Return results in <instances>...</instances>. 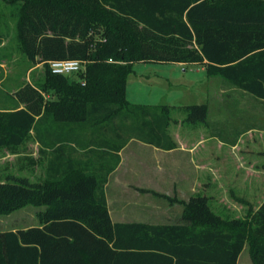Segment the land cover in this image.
Instances as JSON below:
<instances>
[{
  "label": "trees",
  "instance_id": "1",
  "mask_svg": "<svg viewBox=\"0 0 264 264\" xmlns=\"http://www.w3.org/2000/svg\"><path fill=\"white\" fill-rule=\"evenodd\" d=\"M18 34L28 58L47 65L46 84L0 90V100L25 104L0 105V150L35 130L41 151H52L51 176L0 180V214L44 207L39 225L0 232V264H238L247 244L254 264H264V202L228 219L200 194L180 201V223H114L105 192L131 139L177 147L169 105L127 98L136 63H199L264 99V0H23ZM57 59L86 69L70 80L51 71ZM187 108L188 121H208L207 104Z\"/></svg>",
  "mask_w": 264,
  "mask_h": 264
},
{
  "label": "crops",
  "instance_id": "2",
  "mask_svg": "<svg viewBox=\"0 0 264 264\" xmlns=\"http://www.w3.org/2000/svg\"><path fill=\"white\" fill-rule=\"evenodd\" d=\"M175 63H182L187 67L199 66L203 72L205 71V75L199 80L204 99L200 104L208 105V121L194 123L188 121L185 115L178 118L171 114V123L167 132L176 142V148H159L133 138L121 149L120 162L109 174L105 185L108 208L114 223H180L185 208L180 201H188L192 196L201 194L209 196L212 205L216 201L215 195L219 193L224 195L221 200L226 206L227 202L231 203L226 194L231 192L230 184H233L235 179H237L235 185L237 193L259 192V180L264 172L260 158L264 156V151L263 153L258 151V139L264 135V118L258 121L256 115L246 113L244 109L246 103L240 101L241 95L250 94L255 98L258 97L240 88H238L240 91L233 93L226 88H213L212 82L215 76L209 75L204 65ZM134 69L135 72L130 77L133 75L136 78L133 80L135 83L136 81L140 83L142 79L151 75L147 70L138 71L135 66ZM135 83L131 86L137 85ZM18 90L10 93H16ZM127 96L135 103L130 99L129 84H127ZM0 105L24 107L25 104L13 99L0 100ZM171 106L188 111L189 104ZM214 114H223V117L213 116ZM230 115H233L232 118L225 119V116ZM248 134L256 137L253 140L255 147L248 148L250 152H246L247 148H243L249 146L246 141ZM31 135L38 145L39 154L46 160L45 181H47L51 176L49 163L52 151L48 149L47 153H43L36 131L32 130ZM246 154L253 155L252 159L245 157ZM84 158L87 160L88 156ZM232 178L235 179L231 180ZM203 186L206 189L200 190ZM163 195L173 197L175 200L170 201ZM263 202L264 199L256 206L255 211ZM243 255L244 253H241L238 264H254L251 255L248 257Z\"/></svg>",
  "mask_w": 264,
  "mask_h": 264
},
{
  "label": "rangeland",
  "instance_id": "3",
  "mask_svg": "<svg viewBox=\"0 0 264 264\" xmlns=\"http://www.w3.org/2000/svg\"><path fill=\"white\" fill-rule=\"evenodd\" d=\"M22 4L23 0H0V90L8 93L22 88L27 83L39 88H43L46 84L47 65L44 62L36 63L31 61L19 39L18 21ZM102 29L103 27L96 26L92 30L91 35L95 39L101 38ZM135 67L138 71L144 69L151 74L149 77L142 79L140 83L133 81L136 80L133 75L130 77L128 83L129 94L130 99L135 103H167L173 108L171 113L173 117L180 118L185 115L188 118V111L180 110L178 107H172L171 105L186 103L191 106L200 104L204 100L202 97L203 92L201 91L202 84L199 80L205 75V71L203 72L199 66L187 67L182 63L138 62ZM69 78L70 80H77L79 79V74L72 73ZM133 83L138 86H131ZM212 85L213 88H226L231 93L240 91L232 83L226 82L219 76H215ZM133 87H135L134 90H132ZM45 95L46 97H54L51 90L46 91ZM127 98L129 99L128 96ZM241 100L246 103L244 108L246 113L256 115L257 120L262 121L264 118V101L250 94L241 95ZM211 106L214 105L211 103ZM213 116L212 119H214ZM217 116L223 117V114ZM232 116H225V119L232 118ZM254 137L251 134L246 136V141L249 143V146L243 147L247 148L246 152H250V149L255 147L253 144ZM258 141V151L263 153L264 135ZM38 151V145L32 135L21 146L2 148L0 150V180L8 181L26 178L33 183H43L46 180V160ZM259 154L261 153L259 152ZM244 156L252 159L253 155L246 154ZM260 160L262 161L260 162L262 165H260L264 171V156ZM262 173V178L259 180L258 193H237L235 190L237 179L232 178L231 180L235 179V182L230 184L232 190L226 194L231 203L227 202L226 206H224L221 200L224 195L217 193L215 195L216 201L211 205L212 209L224 218L245 219L250 213L255 211L256 206L264 199V172ZM203 188L206 189L203 186L200 190H203ZM41 209H44V207L28 204L13 212L0 214V232L39 225L38 213ZM242 253H244L243 257L251 255L249 244L246 245Z\"/></svg>",
  "mask_w": 264,
  "mask_h": 264
},
{
  "label": "built area",
  "instance_id": "4",
  "mask_svg": "<svg viewBox=\"0 0 264 264\" xmlns=\"http://www.w3.org/2000/svg\"><path fill=\"white\" fill-rule=\"evenodd\" d=\"M51 71L56 74H72L86 69V62L79 59H57L49 61Z\"/></svg>",
  "mask_w": 264,
  "mask_h": 264
}]
</instances>
